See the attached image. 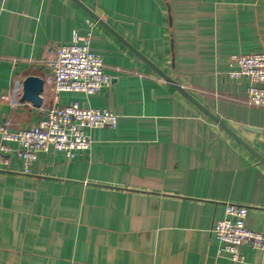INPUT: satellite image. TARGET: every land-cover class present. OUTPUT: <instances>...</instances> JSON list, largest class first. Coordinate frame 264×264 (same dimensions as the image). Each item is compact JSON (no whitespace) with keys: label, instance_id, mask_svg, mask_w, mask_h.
<instances>
[{"label":"crops","instance_id":"1","mask_svg":"<svg viewBox=\"0 0 264 264\" xmlns=\"http://www.w3.org/2000/svg\"><path fill=\"white\" fill-rule=\"evenodd\" d=\"M75 31L112 76L94 95L46 81L48 52ZM255 52L264 0H0V125L28 129L72 102L119 115L74 159L51 147L29 174L16 154L0 168V264H264L250 246L243 262L219 254L211 235L229 202L264 233V108L229 75L234 54ZM30 75L40 106L22 100Z\"/></svg>","mask_w":264,"mask_h":264},{"label":"built area","instance_id":"2","mask_svg":"<svg viewBox=\"0 0 264 264\" xmlns=\"http://www.w3.org/2000/svg\"><path fill=\"white\" fill-rule=\"evenodd\" d=\"M47 64L52 74L47 77L56 94L78 92L94 95L109 85L112 76L105 71L103 58L91 48V33L74 32L70 43L59 44L48 52ZM232 78L246 77L250 81L246 104L264 108V52L234 54L231 57ZM119 115L109 109L82 107L78 102L51 107L38 125L11 131V121L0 125V168H8L10 157L16 154L29 174L31 163L51 147L74 159L79 151L91 148V129L116 128ZM249 208L229 202L225 216L211 228L213 239L219 243V254L226 253L235 262H243V246L264 251V233L247 226Z\"/></svg>","mask_w":264,"mask_h":264},{"label":"water","instance_id":"3","mask_svg":"<svg viewBox=\"0 0 264 264\" xmlns=\"http://www.w3.org/2000/svg\"><path fill=\"white\" fill-rule=\"evenodd\" d=\"M166 79L170 82H172L175 87H177L180 91H182L185 95H187L191 100L197 103V101L191 97L185 90L184 88L179 85L176 81L172 80L171 78L165 76ZM44 91V80L41 77L38 76H27L26 79L24 80L23 83V95H22V100H29L32 102L35 106H40L42 104V97L41 94ZM206 111L216 122H218L226 131H228L230 134L233 136L237 137L236 134L218 117L215 115L211 114L207 110L203 109ZM249 130L257 131L258 129H254L252 127H247Z\"/></svg>","mask_w":264,"mask_h":264}]
</instances>
